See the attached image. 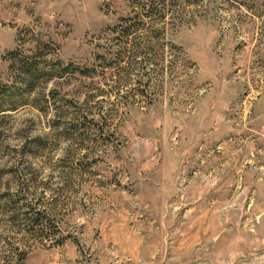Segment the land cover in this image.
Here are the masks:
<instances>
[{
  "label": "rangeland",
  "instance_id": "rangeland-1",
  "mask_svg": "<svg viewBox=\"0 0 264 264\" xmlns=\"http://www.w3.org/2000/svg\"><path fill=\"white\" fill-rule=\"evenodd\" d=\"M0 264H264V0H0Z\"/></svg>",
  "mask_w": 264,
  "mask_h": 264
},
{
  "label": "trees",
  "instance_id": "trees-1",
  "mask_svg": "<svg viewBox=\"0 0 264 264\" xmlns=\"http://www.w3.org/2000/svg\"><path fill=\"white\" fill-rule=\"evenodd\" d=\"M126 35L129 36L130 32L126 33ZM38 220H39L38 217H36L35 221H38Z\"/></svg>",
  "mask_w": 264,
  "mask_h": 264
}]
</instances>
